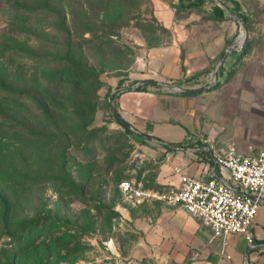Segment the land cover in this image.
I'll return each instance as SVG.
<instances>
[{
	"label": "rangeland",
	"instance_id": "rangeland-1",
	"mask_svg": "<svg viewBox=\"0 0 264 264\" xmlns=\"http://www.w3.org/2000/svg\"><path fill=\"white\" fill-rule=\"evenodd\" d=\"M210 1L0 0V264H124L131 241L116 208L153 179L156 199L171 186L156 181L164 155L147 150L162 144L141 145L113 104L121 115L130 105L156 111L163 121L148 131L158 141L183 144L189 132L264 144V91L137 90L208 80L227 48L242 51L219 66L231 65L230 77L260 66L264 0H219L232 14L222 18ZM243 264H264V254Z\"/></svg>",
	"mask_w": 264,
	"mask_h": 264
},
{
	"label": "crops",
	"instance_id": "crops-1",
	"mask_svg": "<svg viewBox=\"0 0 264 264\" xmlns=\"http://www.w3.org/2000/svg\"><path fill=\"white\" fill-rule=\"evenodd\" d=\"M165 14L166 19L171 18V11L170 13L166 11ZM227 49L233 53L234 49ZM241 53L242 51L236 56H241ZM257 59L260 60L258 68L243 72L237 71L231 77V65L224 63L216 71L217 82L211 86L213 87L211 91H264V56ZM253 62L257 63V61ZM215 70L216 68L208 80L199 76L189 81V85L183 84V88L200 87L202 90L208 88L209 86L206 84L213 78ZM226 80V88H216ZM129 92L131 91H125L121 95L126 99ZM122 115L125 119L131 120L136 127L145 129V132L157 138L156 133L148 131L149 128L155 129L157 122L163 121L156 111H144L137 107L135 109L133 105H130V107L123 106ZM201 137L211 139L204 135ZM201 137L185 132L180 139L183 144L180 145L209 147L201 144L199 140ZM252 140L255 143L249 145H254L257 148L264 147V144L257 143L263 140L262 136L252 137ZM211 141L215 143L233 142L241 152H246L249 147L248 145L242 149L231 140L214 141L211 139ZM157 142L162 146L147 150L151 155L158 153L164 155L161 161V170L156 179L159 184H170L171 187L178 188L183 174L203 179L228 178V171L212 162L211 150H205L206 154H201L200 151L178 150L173 152L167 151V146L161 141ZM144 143L145 140H142L140 144L144 146ZM152 183L153 186H148L145 189L139 187L138 190L142 193L136 196L135 201L132 203L123 201L124 204L116 208L120 213L119 219L121 220L119 230L125 240L131 241L120 255L124 264H243L245 260L252 263L259 254L261 255V251L264 250V203L260 206L252 227L256 247L250 248L242 235L234 233L226 238V244H224L222 239H213L210 228L186 209L156 199L154 197L156 190L154 179Z\"/></svg>",
	"mask_w": 264,
	"mask_h": 264
},
{
	"label": "built area",
	"instance_id": "built-area-1",
	"mask_svg": "<svg viewBox=\"0 0 264 264\" xmlns=\"http://www.w3.org/2000/svg\"><path fill=\"white\" fill-rule=\"evenodd\" d=\"M216 82L213 77L206 85L213 86ZM158 86L165 91L183 89L176 83ZM199 140L210 147L212 162L226 169L228 178L203 179L183 174L180 186L169 188L160 198L200 219L210 228L213 239H222L226 244L230 234H240L250 248H255L252 227L264 200V147L249 145L246 152H241L233 142L215 143L206 137ZM122 186L129 188L126 182ZM141 193L134 190L136 195Z\"/></svg>",
	"mask_w": 264,
	"mask_h": 264
},
{
	"label": "water",
	"instance_id": "water-1",
	"mask_svg": "<svg viewBox=\"0 0 264 264\" xmlns=\"http://www.w3.org/2000/svg\"><path fill=\"white\" fill-rule=\"evenodd\" d=\"M215 4H217L219 7L222 8V10L224 11V13L227 15V16H232L231 12L229 11V9L227 8V6H225L224 3H222L221 1L219 0H213ZM235 17V16H233ZM235 19L239 22V23H243L241 20H239L238 18L235 17ZM245 29V39L247 40L248 39V31H247V28L244 27ZM229 51H231L230 49H226L223 54L220 56V59H219V62H218V65L216 66V70H215V73H214V76L215 77V74H216V71L217 69L219 68V66L224 62V59L226 58V56L228 55ZM241 51L240 48H236L234 50H232V52L234 54H239ZM152 82H155V81H142L140 83H137L136 87L139 85V84H144V83H152ZM158 83V82H156ZM158 84H162V83H158ZM200 89L199 88H195V89H190V90H183V89H176V88H168L166 91H169V92H174V93H184V94H189V93H194V92H198ZM112 112L114 113L115 117L124 125L126 126L128 129H130L133 133L137 134L138 136H140L141 138H143L144 140H147V141H153V142H156L158 141V139L155 137V136H152V135H149L147 133H144L142 131H140L139 129H137L133 124H131L130 122H128L117 110H116V107L115 105L113 104L112 106ZM163 143L170 147V148H173V149H177V150H182V151H205V150H208L210 151V148L205 146V147H189V146H183V145H176L175 143H172V142H169V141H163ZM262 203H264V200H262Z\"/></svg>",
	"mask_w": 264,
	"mask_h": 264
},
{
	"label": "trees",
	"instance_id": "trees-1",
	"mask_svg": "<svg viewBox=\"0 0 264 264\" xmlns=\"http://www.w3.org/2000/svg\"><path fill=\"white\" fill-rule=\"evenodd\" d=\"M183 1L184 0H180V2H181V4L183 5ZM205 2V0H187V3L190 5V6H192V7H198V6H201L203 3ZM210 3H211V10H212V13H214V15L216 16V17H219V18H222V17H225V13H224V11L222 10V8L221 7H219L217 4H215L213 1H210ZM18 8L20 9V10H23V9H25L26 7H25V5H18ZM22 15H24L23 13H18L16 16H17V18H15V19H18L17 21L18 22H20V23H25V21L26 20H24L23 18V16ZM23 17V18H22ZM153 83V85H157L158 83H156V82H152ZM0 84L1 85H3V82L1 81V79H0ZM146 86H147V84H140V85H138L137 86V90H145V88H146ZM120 93L121 92H124V91H119ZM119 92H115V93H113V96L115 95V94H117V93H119ZM8 93L9 94H11L12 95V97L14 98V99H18L20 96H21V93H19V91L18 90H15V89H13V88H10V90L8 91ZM1 110V109H0ZM15 118V119H14ZM11 119L12 120H14V121H18L19 122V125H23V123L21 122V121H19V119H16V117H11ZM117 119V118H116ZM10 120V119H9ZM117 122L118 123H120V124H122L118 119H117ZM123 125V124H122ZM125 127V130H126V132L127 133H132V131L130 130V129H128L126 126H124ZM144 141V140H143ZM162 143H163V140H160ZM164 144V143H163ZM179 144V143H178ZM180 145V144H179ZM167 148H169L170 149V147H168L167 146ZM199 153H201V154H206L207 152L206 151H200ZM114 161H116V159H114ZM111 168V167H110ZM264 254V250L263 251H261V255H263Z\"/></svg>",
	"mask_w": 264,
	"mask_h": 264
}]
</instances>
